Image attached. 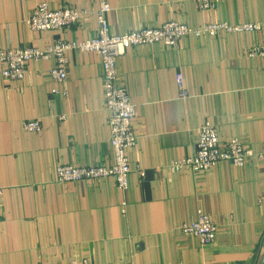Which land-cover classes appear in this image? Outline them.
<instances>
[{
  "label": "crops",
  "instance_id": "0c3cea01",
  "mask_svg": "<svg viewBox=\"0 0 264 264\" xmlns=\"http://www.w3.org/2000/svg\"><path fill=\"white\" fill-rule=\"evenodd\" d=\"M101 1L111 5L116 34L170 20L195 28L211 21L262 25L191 33L178 47L130 46L118 57V82L137 108L126 191L113 177L56 178L60 163L115 161L99 54L69 50L65 85L49 74L54 57L29 60L20 80L5 79L0 62V264H262L264 158L242 166L223 159L200 171L174 161L195 152L206 120L217 125L222 144L237 137L264 147V58L248 52L264 44V0H221L211 10L194 0H0V49L88 39L97 33ZM40 2L88 12L64 29L34 31L27 19ZM64 86L67 97L52 92ZM35 119L41 130L23 128ZM200 210L217 224L211 243L182 231Z\"/></svg>",
  "mask_w": 264,
  "mask_h": 264
},
{
  "label": "built area",
  "instance_id": "2783aa9c",
  "mask_svg": "<svg viewBox=\"0 0 264 264\" xmlns=\"http://www.w3.org/2000/svg\"><path fill=\"white\" fill-rule=\"evenodd\" d=\"M197 7L202 10H211L217 7L221 0H194ZM111 5L108 1H101L95 9L98 20L97 33L85 40L57 39L54 43L43 48L26 46L18 48L0 49V62L2 76L7 80L23 79L27 62L31 59H48L54 57L55 63L50 68V76L63 85L68 79L67 67L69 57L67 52L71 49L96 51L100 56L102 67V79L105 97V107L108 110V123L110 127V141L114 149L115 161L112 165L86 164L75 165L73 163H60L56 168V178L61 182H72L84 179H101L113 177L123 191L129 186L130 165L129 151L136 146L138 135L133 127V119L136 115V104L133 103L128 89L118 82L119 72L117 59L130 46L162 43L170 47H178L180 40L188 34L204 35L217 34L220 30L226 31H255L261 28V22L245 21L230 23L228 21H211L202 27H192L177 20L166 21L159 26H142L123 33H113L107 18ZM85 9L68 6L53 9L47 2L38 3L31 11L27 23L34 31L61 30L77 23L84 18ZM249 54L264 58V44H257L249 49ZM180 97L189 96L183 85L181 77L178 79ZM54 94L63 97L69 95L68 88H54ZM65 115L60 116L65 119ZM41 122L38 119L25 121L23 128L27 131L41 130ZM251 158L263 159L264 147L259 150L246 145L239 138L233 137L222 144L219 137V129L211 120H206L199 128V141L195 152L188 157L174 161L176 167L190 165L195 171L209 170L218 161L226 159L233 164L242 166ZM139 175L145 172L138 169ZM3 189L0 188V197ZM217 224L210 214L200 210L198 216L191 223H184L182 231L188 234L198 235L203 243H211L217 235ZM87 260L80 263L73 259L69 264H86ZM114 264V263H106ZM264 264V255L262 257Z\"/></svg>",
  "mask_w": 264,
  "mask_h": 264
}]
</instances>
